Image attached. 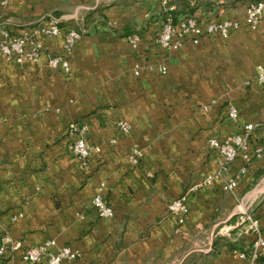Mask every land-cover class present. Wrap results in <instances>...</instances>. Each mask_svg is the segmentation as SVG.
Instances as JSON below:
<instances>
[{
	"label": "crops",
	"instance_id": "obj_1",
	"mask_svg": "<svg viewBox=\"0 0 264 264\" xmlns=\"http://www.w3.org/2000/svg\"><path fill=\"white\" fill-rule=\"evenodd\" d=\"M163 3L0 0V26L16 35L51 20L61 26L55 35L36 33L38 62L0 51L3 264H29L23 248L46 240L54 250L70 246L72 264H242L236 253L250 251L258 234L264 238V174L257 176L264 166V83L256 80L264 67V14L252 27L243 22L247 3L202 5L195 13L201 24L233 19L240 27L227 37L184 36L170 49L157 44L159 23L135 43L114 34L128 24L139 30ZM70 29L85 33L65 53L69 70L50 68L47 59L63 54ZM229 106L237 119L228 117ZM78 118L91 146L85 160L69 148L75 136L68 127ZM247 123L254 125L250 158L224 164L210 140L224 141ZM135 149L140 158L132 163ZM233 177L236 187L225 189ZM97 193L111 216L98 217L91 207ZM182 194L188 212L179 221L169 204Z\"/></svg>",
	"mask_w": 264,
	"mask_h": 264
},
{
	"label": "built area",
	"instance_id": "obj_2",
	"mask_svg": "<svg viewBox=\"0 0 264 264\" xmlns=\"http://www.w3.org/2000/svg\"><path fill=\"white\" fill-rule=\"evenodd\" d=\"M244 23L255 27L262 15L264 14V0L253 3H248L245 8ZM241 21L233 19H224L219 21H211L206 24L198 23L195 17H188L181 20L176 27L172 24L170 16H167L163 22V27L158 35L157 44L164 49L177 47L181 43V38L188 35H206L218 34L222 37H227L231 31L240 27ZM41 32L44 35H55L60 32L57 20H51L50 23L44 27H40L32 34L14 35L9 32L4 26H0V51L7 57L12 58L16 62H38L41 55V44L36 39V33ZM81 34L77 29H70L64 37L63 49L66 52L72 50L75 43L80 39ZM131 41L135 43L138 39L137 35L130 37ZM47 65L50 68H62L64 71L69 70L67 60L60 55L52 56L47 59ZM166 71L165 66L160 67V72ZM256 80L259 83H264V67L256 74ZM228 117L237 119L238 112L234 106H229L227 110ZM120 132L126 134L129 132V125L125 121L117 123ZM254 125L247 123L244 125L242 132L229 136L224 141L211 139L209 146L218 150L221 160L224 164L234 161L239 150H244L247 147L248 137L253 130ZM69 134H74L75 139L69 145L70 150L80 159H87L90 155L91 146L86 139L87 126L85 124H78L73 122L68 127ZM256 155H259L256 151ZM140 158V152L134 150L130 156L132 163H137ZM248 160L249 155H244ZM244 172V168L241 170ZM210 177H207L205 182L208 183ZM237 185V180L233 177L228 179L223 187L227 190H233ZM91 207L95 210L98 217H109L113 214V209L108 205L102 195L97 193L92 201ZM169 210L179 215V221H182L188 212L187 196L182 194L169 204ZM249 218V217H248ZM257 232V230H256ZM220 234H227L228 230H219ZM259 233V232H257ZM55 242L53 240H46L40 244L32 245L23 248V259L29 264H72L76 258V253L73 249L64 245L57 249H53ZM20 243L12 245V249H19ZM6 255V244H0V259ZM237 257L242 261V264H264V238L258 234L255 238L252 249L248 252L238 251Z\"/></svg>",
	"mask_w": 264,
	"mask_h": 264
},
{
	"label": "trees",
	"instance_id": "obj_3",
	"mask_svg": "<svg viewBox=\"0 0 264 264\" xmlns=\"http://www.w3.org/2000/svg\"><path fill=\"white\" fill-rule=\"evenodd\" d=\"M159 1H162V0H159ZM257 1H260V0H164V3L161 5L159 10L154 15H151V17L145 22L144 26H142L139 30L133 29L128 24V25L123 26V28L121 29L120 32H116V30H113V31H114V34H117L121 37H130L132 35L142 36L143 33L148 29V26L150 23L154 22V23H159L162 25V23L165 21L167 16H170V18L172 20V24H174L177 27L178 23L181 20L186 19L188 17H195V13H196L197 9L202 5H204L207 10H214V8H215V10H218L219 8H223V7H227V6H234L237 3H247L248 4V3H253V2H257ZM214 12L217 13V11H214ZM92 15H93V12H90L86 17L91 18ZM88 20L86 21V23L88 22ZM197 21H198V23L201 24L199 19H197ZM208 21L210 22L212 20H208ZM215 21H219V20H215ZM36 26H37V24H36ZM58 26L61 29L60 23H58ZM32 27H35V25ZM161 28H162V26H161ZM77 30L79 31L81 36L85 33L83 31H81L80 29H77ZM10 33L12 34V32H10ZM87 33H89V32H87ZM65 53H67V52L63 49V54H59V55L63 56L66 59ZM58 69H62V68H58ZM76 123L85 124L79 118L76 121ZM250 137L251 136L248 137V142H247L248 144L250 143ZM248 148L249 147L247 145L245 154L251 156V153L249 152ZM239 156L241 157V159L243 161L246 160L243 158L242 153H238L236 158ZM261 174H264V166L257 173V176H259ZM5 258H6V255L0 259V264L4 263Z\"/></svg>",
	"mask_w": 264,
	"mask_h": 264
},
{
	"label": "rangeland",
	"instance_id": "obj_4",
	"mask_svg": "<svg viewBox=\"0 0 264 264\" xmlns=\"http://www.w3.org/2000/svg\"><path fill=\"white\" fill-rule=\"evenodd\" d=\"M155 14V13H154ZM154 14H152V15H154ZM162 27H163V23H162ZM162 29V28H161ZM12 34H14V33H12ZM14 35H16V34H14ZM75 136V135H74ZM86 139H87V137H86ZM74 140V139H73ZM72 140V141H73ZM87 141H88V139H87ZM88 143H89V141H88ZM90 144V143H89Z\"/></svg>",
	"mask_w": 264,
	"mask_h": 264
}]
</instances>
